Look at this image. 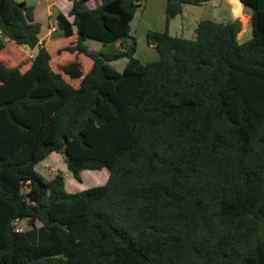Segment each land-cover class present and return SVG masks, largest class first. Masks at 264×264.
<instances>
[{"label": "trees", "instance_id": "obj_1", "mask_svg": "<svg viewBox=\"0 0 264 264\" xmlns=\"http://www.w3.org/2000/svg\"><path fill=\"white\" fill-rule=\"evenodd\" d=\"M68 1L73 20L59 12L56 31L76 37L61 51L75 60L55 71L34 6L0 0V264H264L258 0H241L244 43L239 19L172 36L186 5L214 0H166V30L146 34L159 58L147 63L131 26L141 1ZM87 40L120 51L93 52ZM11 43L37 54L12 60ZM121 58L123 72L110 64ZM52 153L78 182L104 168L107 182L68 192L62 172L36 169Z\"/></svg>", "mask_w": 264, "mask_h": 264}, {"label": "rangeland", "instance_id": "obj_2", "mask_svg": "<svg viewBox=\"0 0 264 264\" xmlns=\"http://www.w3.org/2000/svg\"><path fill=\"white\" fill-rule=\"evenodd\" d=\"M17 2L26 1L28 5L34 6L35 13L37 16V21L42 25V32L40 38H42V45H45L47 50L52 56L51 66L57 71L60 65H64L75 60V55L69 52H61L67 46L71 44L73 40L66 38L61 32H52L50 35V30L56 24V15L59 12L68 13V0H16ZM101 1V0H100ZM232 1V0H231ZM95 8V4H91ZM217 7H220V12L217 10ZM236 9V7H235ZM142 15V10H138L137 17L133 23L132 28L133 36L137 40V53L136 57L142 62H152L155 61L158 56L155 48H152L146 41V30L147 23H144L140 26V17ZM230 15V7L228 4L221 0L219 2L212 1L207 5L202 6H193L186 5L184 11L181 15L177 16L171 21V32L172 36L183 37L186 39H194L196 37V28L201 20H213L216 22H228V17ZM244 24L246 25V31L243 36L240 38L239 42L244 43L252 37V27L251 23L248 22V19H244ZM54 33V34H53ZM85 45L90 51L103 53L109 55L115 52H119L120 49L116 46H103L101 42L95 40H87ZM16 47V48H15ZM10 50V55L12 60L18 59L22 56L23 53L34 56L36 52L33 50L19 46L11 43L8 45ZM20 50V51H19ZM61 52V53H60ZM78 60L84 65L85 71H87L89 63L91 60L85 55L81 54L78 56ZM128 59L121 58L116 61H112L110 64L114 66L119 72H123ZM72 85L78 84L75 81L68 79ZM37 171L44 175L47 179H51L58 172H62L65 177L66 190L71 193L80 192L95 186L104 185L107 181L105 176L109 171L107 168H104L99 171L86 170L82 173L83 181L82 183L75 180L72 174L67 170V166L64 161V157L58 153H52L45 159L43 162L39 163L36 167ZM85 187V188H82ZM17 228L19 230L28 229L26 221H20L17 223Z\"/></svg>", "mask_w": 264, "mask_h": 264}, {"label": "crops", "instance_id": "obj_3", "mask_svg": "<svg viewBox=\"0 0 264 264\" xmlns=\"http://www.w3.org/2000/svg\"><path fill=\"white\" fill-rule=\"evenodd\" d=\"M138 1H141V4H142V6L140 8H138V10H142V15L140 17L141 18L140 19V26H142L144 23H147L148 28L146 30V34L150 30H154V31H158V32L165 31L166 27H167V25H166V0H138ZM219 1H221V0H214V2H216V3ZM224 1L230 7V15L228 17V19H229L228 22H232V21L238 19L239 15H241V14L244 15L248 19V22H250L251 10L248 8H245L243 6L241 0H232V1L231 0H224ZM211 2H209V3H211ZM258 2H259L260 9L264 12V0H258ZM209 3H207V4H209ZM91 4H95V8H96L99 4V0H90L87 3V5L90 8H94L91 6ZM207 4H205V5H207ZM68 5H69L68 13H64V14L72 21L73 18L69 17V15H68L69 11L71 10L72 3L68 2ZM235 7H236V9H235ZM138 10H137L136 15H135V17L131 23V26H133V23L137 17ZM217 10L220 12V7H217ZM35 15H36V13H35ZM36 19H37V16H36ZM52 28L53 29L50 30V35L52 34L53 31H54V33L58 32V31H56V24ZM133 30L134 29L132 28V35L134 33ZM246 30H247L246 25L244 24V29H242V32L239 34V37H238L239 40L243 36V34L245 33ZM169 31L171 32V22L169 24ZM146 34H145V36H146ZM69 39L74 41V40H76V37L74 36V37L69 38ZM40 43L42 44V38H40ZM118 45H119V43L116 44L115 46L118 47ZM33 51L36 52L35 53V55H36L38 48L34 49ZM157 56L159 58L158 53H157ZM143 63H147V62H143ZM105 180L106 181L108 180V174L105 176ZM82 188H85V187H82Z\"/></svg>", "mask_w": 264, "mask_h": 264}, {"label": "built area", "instance_id": "obj_4", "mask_svg": "<svg viewBox=\"0 0 264 264\" xmlns=\"http://www.w3.org/2000/svg\"><path fill=\"white\" fill-rule=\"evenodd\" d=\"M246 17L244 16V15H239V20L242 22V25H243V27H242V29H244V19H245ZM247 19V18H246Z\"/></svg>", "mask_w": 264, "mask_h": 264}, {"label": "water", "instance_id": "obj_5", "mask_svg": "<svg viewBox=\"0 0 264 264\" xmlns=\"http://www.w3.org/2000/svg\"><path fill=\"white\" fill-rule=\"evenodd\" d=\"M66 140V142H67V139H65Z\"/></svg>", "mask_w": 264, "mask_h": 264}]
</instances>
